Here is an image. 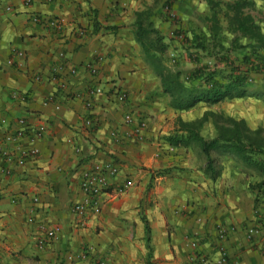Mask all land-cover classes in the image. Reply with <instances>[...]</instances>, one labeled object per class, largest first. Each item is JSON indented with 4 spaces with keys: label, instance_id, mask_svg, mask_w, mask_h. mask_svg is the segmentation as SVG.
<instances>
[{
    "label": "crops",
    "instance_id": "0c3cea01",
    "mask_svg": "<svg viewBox=\"0 0 264 264\" xmlns=\"http://www.w3.org/2000/svg\"><path fill=\"white\" fill-rule=\"evenodd\" d=\"M163 1L0 0V139L19 117L45 129L34 141L36 157L0 173V264H82L73 254L84 243L93 244L107 264H182L186 233L216 254L217 223L235 225L224 241L234 264H264V192L242 185L228 168L212 179L187 146H171L162 138L175 127L172 116L182 114L168 105L147 67L134 21L136 12L157 10ZM7 4L11 9L3 10ZM186 4L194 15L196 1ZM255 5L263 9L260 0ZM55 16L63 20L59 31L45 23ZM152 16L159 28L169 26L158 10ZM13 49L24 56L13 55ZM60 51L67 65L76 66L74 73L63 72L66 89L50 79ZM87 61L97 65L95 73L85 68ZM37 74L40 79L34 78ZM95 86L101 91L87 109L85 98ZM118 89L126 90L123 102L115 99ZM127 111L146 119L143 140L112 138L111 130L129 128L123 121ZM86 115L93 119L90 128L84 125ZM98 160L114 162L119 173L101 194L100 212L79 223L70 211L82 197L79 168ZM126 179L131 186L116 193V185ZM38 222L59 229L58 237L42 247ZM250 225L256 232L247 238Z\"/></svg>",
    "mask_w": 264,
    "mask_h": 264
},
{
    "label": "trees",
    "instance_id": "16d2710c",
    "mask_svg": "<svg viewBox=\"0 0 264 264\" xmlns=\"http://www.w3.org/2000/svg\"><path fill=\"white\" fill-rule=\"evenodd\" d=\"M207 2L211 9L210 15L206 18L209 25L203 29L197 22L191 21L188 23L187 35L184 39L188 46H192L204 56L219 57L223 66L229 69L225 80L215 77L218 73L215 67L201 64L196 56L197 53L196 66L192 71L187 72L188 75L180 69L169 70L162 60V54L167 48L163 35L151 23L146 22L147 11H138L135 14L134 36L140 46L143 59L159 78L160 91L168 95V105L179 112L190 109L198 100L213 103L224 98L240 97L246 94L248 89L245 84L249 82L246 79L247 70L257 68V65L251 62V54L258 57L259 50L264 49V30L255 21L253 15L245 10L246 7L253 6L252 0H207ZM220 4L232 10L226 29L234 35L226 46L219 38L223 30L217 12ZM93 25H96L95 20ZM240 36L246 37L248 41L240 43ZM246 47L249 48L250 53H244L242 58L249 64L246 70H240L234 65L235 52L237 49ZM220 50L221 53H219ZM262 62L264 64V59ZM258 94L261 95V93ZM206 114L194 120H184L177 115L176 127L164 134L163 140L175 147L196 145L205 157L204 171L212 179L220 172L219 167L214 164L212 152L228 155L242 165L246 176L255 177L248 183V187L264 192V127L249 128L242 118L211 112V115L215 116L216 131L213 136H204L200 132V126L206 119ZM146 231L148 238L147 225Z\"/></svg>",
    "mask_w": 264,
    "mask_h": 264
},
{
    "label": "built area",
    "instance_id": "2783aa9c",
    "mask_svg": "<svg viewBox=\"0 0 264 264\" xmlns=\"http://www.w3.org/2000/svg\"><path fill=\"white\" fill-rule=\"evenodd\" d=\"M167 6L168 5L165 4V8H167ZM2 8L3 10L7 11L11 9V6L7 4ZM37 19L38 16H32V20L35 21ZM45 23L56 31H59L63 26V20L56 16L49 17L45 20ZM77 32L79 34H83L84 30L79 29ZM12 52L13 55L15 54L17 57L24 56V52L22 50L13 49ZM57 56L59 58V62L50 74V79L54 81L59 88L66 89L67 81L63 76V72L67 70L70 73H74L76 71V66L67 65V58L62 51L58 52ZM96 58L101 60L102 57L99 55ZM84 66L90 71V73H95L97 70V65L89 61L85 62ZM40 77L41 75L39 74L34 76L35 79H40ZM246 79L247 81H250V75H248ZM100 91V86L89 88L88 97L85 98L84 101V105L87 109L91 108L94 95L98 94ZM126 97V90H116V101L123 102ZM48 102L49 99L44 100L43 104H47ZM55 108H59L58 103L55 104ZM123 121L129 127L126 131L123 133H119L116 130L110 131V134L115 141L125 138H132L139 141L143 140L145 135L144 131L147 127L146 119H138L132 112L127 111L123 115ZM84 125L88 128L93 125V119L89 115L85 116ZM44 130L45 129L43 125L32 127L23 117H19L17 119L15 128H13V130L7 131L3 135L2 139H0V157L3 160L2 164L0 165V173L8 174L11 172L14 166H23L27 160L36 157L38 148L34 141L38 137L42 136ZM26 141H29L31 144L26 145ZM75 151L78 152L79 147H76ZM118 173V165L110 160H98L79 168L78 182L82 197L74 201L70 206V211L77 216L79 223H83L88 214H97L100 212L101 194L105 187H107L109 184V180L115 177ZM130 186V179H126L116 185L115 192H124ZM36 199L37 197H33V200ZM27 220L32 222L34 220L33 214H29ZM37 226L39 233L37 235V241L39 247L44 246L48 240H53L58 237V227L48 226L44 222H38ZM233 229H235L234 224H216L213 242V250L216 253L214 256L213 254H210V252L205 251L200 247L195 234L186 233L184 235V242L188 247V251L182 264H234L224 243L229 231ZM255 232L256 228L253 225L247 226L245 229L247 238H252ZM73 259L82 264H107L106 258L101 253H97L95 251L94 245L91 243H84L82 248L73 254Z\"/></svg>",
    "mask_w": 264,
    "mask_h": 264
},
{
    "label": "rangeland",
    "instance_id": "374dc122",
    "mask_svg": "<svg viewBox=\"0 0 264 264\" xmlns=\"http://www.w3.org/2000/svg\"><path fill=\"white\" fill-rule=\"evenodd\" d=\"M177 1L179 0H165V2L163 1L159 5V8L156 7L158 12L164 14V19L169 22V26L166 25L159 28V25L161 24L159 23V21H157V18L155 16H152V14H156L157 10H147L146 22L151 23L153 27L159 30V32L163 35V41L167 44L166 51L162 54V60L164 64L171 71L180 69L185 74H187V72L192 71V69L196 66L197 62L195 57L197 56L198 61L201 64L204 63L208 64L209 66L215 67V70L218 72L215 75L216 78H223V80H225V78L228 77L229 69L228 67L223 66V63L221 60H219V57L204 56L200 51L194 49L192 46H188L187 42L184 39V37L187 35V21H195L203 29H206L209 25V21H207L206 18L210 15L211 9L207 0H195L197 9L196 12L194 11V15L189 13L184 5L188 2V4L186 5L189 6L186 7H190L191 0H185L183 4L181 3L176 5ZM181 1L182 0H180V2ZM252 1L253 6L246 7L245 10L253 15L255 21H257L261 25V28L264 30V0H260L261 4H263V9L255 5L257 3V0ZM165 4L168 5L167 8H165ZM180 8L182 9L180 10ZM199 12L200 14L202 12L207 13L208 16L196 15ZM217 12L220 18V22L223 26V30L220 32L219 38L226 46L227 44H229L234 35V33L226 29L229 19L232 16V10H228L224 6V4H220ZM239 40L240 43H246L248 41V39L243 36H240ZM248 52L250 53L248 47L236 50V58H234L236 62L234 65H236L237 69H247L249 63L247 64L248 61L244 62L242 56L244 53ZM219 53H221V50L219 51ZM259 54L260 56L258 57L251 54V62L252 64H256L257 68L256 70H252L251 68H248L247 70V75H250L251 80L245 84L248 89V92H246V94L240 97L224 98L213 103L198 100L193 107L186 111L180 112L182 114H179L181 118L184 120H194L202 117L203 114L207 113L206 119L200 126V132L204 136H213L216 131L214 126L215 116L211 115V112L222 113L223 115H231L237 118H242L249 128H255L256 126L264 127V64L262 62V59L264 58H261V56H264L263 48L259 50ZM156 78L158 79L159 85V78L157 76ZM256 93H261V95H257ZM176 117V115L172 116L173 126L175 127ZM187 147L189 150H191V152H193L194 156H197L195 157V159L200 158L197 159V162H200V164H202L205 160V157L204 154L199 150V148L193 144ZM212 157L214 159L213 161L215 166L219 167L220 172L223 168H228L230 169V171L232 170V172L234 171L236 177H240L239 180L242 182L241 184L244 186L247 185V188L248 183L252 182L255 179L254 176H246L243 172L242 165H239L238 162H236L228 155H220L212 152ZM238 173H240V175Z\"/></svg>",
    "mask_w": 264,
    "mask_h": 264
}]
</instances>
